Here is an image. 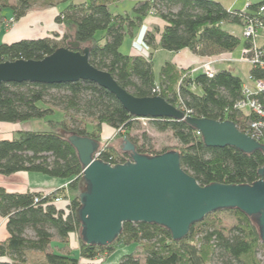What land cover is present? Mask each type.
Wrapping results in <instances>:
<instances>
[{
    "label": "trees",
    "instance_id": "1",
    "mask_svg": "<svg viewBox=\"0 0 264 264\" xmlns=\"http://www.w3.org/2000/svg\"><path fill=\"white\" fill-rule=\"evenodd\" d=\"M116 0H0V12L10 9L17 21L30 9L66 3L55 22L64 24L62 36L21 39L0 43V62L16 59L39 60L70 40L89 47V62L109 72L116 82L137 97L158 95L170 104L195 117L231 120L245 132V117L233 109L241 97L243 80L227 69H217L212 77L189 68H177L165 61L154 73V62L148 56L124 54L120 47L127 34L154 11L165 25L159 35V46L169 52L189 49L198 56H216L232 52L239 44L238 36L224 29L226 23L242 26L246 17L254 15L264 0L251 2L245 12L226 9L216 0H136L133 14H113L108 4ZM4 16L0 14V22ZM100 31L99 38L95 34ZM59 37V38H58ZM155 33L147 32L144 42L154 48ZM246 44V41L245 43ZM255 78L264 79V70L251 69ZM55 91V92H52ZM60 112L65 118L49 120V129L19 130L11 138L0 139V174L20 171L41 173L68 181L50 194L42 192H8L0 186V217L6 218L7 238L0 241V264H27L29 253H40L41 260L30 264H88L101 254H110L119 246L133 245L118 264H262L258 251H264L254 220L238 209L211 212L191 225L187 236L173 240L163 226L144 222H125L119 236L105 246L85 244L78 237V255L51 250L57 239L68 242L78 232V194L84 186L82 164L67 140L76 133L100 142L101 126L108 125L121 139L120 150L105 146L99 159L110 164L124 163L130 156L122 151L124 139L134 144L140 154L156 155L169 150H152L145 137L133 135L140 119L129 114L107 90L88 81L65 84L0 83V122L23 123L43 119ZM91 122L87 129L86 121ZM159 132L170 131L177 140L175 149L180 164L204 186L210 183L252 184L264 167L261 151L250 154L230 147H207L201 135L182 120L146 119ZM65 132L62 136L60 132ZM264 144V141L260 142ZM264 178V174H263ZM61 197L60 202H54ZM69 198V203L65 199ZM37 200L35 201V199ZM228 211L235 223L228 229L216 215ZM31 232L32 235H28Z\"/></svg>",
    "mask_w": 264,
    "mask_h": 264
},
{
    "label": "water",
    "instance_id": "2",
    "mask_svg": "<svg viewBox=\"0 0 264 264\" xmlns=\"http://www.w3.org/2000/svg\"><path fill=\"white\" fill-rule=\"evenodd\" d=\"M89 47L70 40L39 60L0 62V83L65 84L88 81L111 93L137 119L171 118L194 128L207 147H234L243 153L261 151V144L238 130L231 120H214L186 114L158 95L137 97L123 89L113 76L89 62ZM65 136V132H60ZM82 164L84 186L78 194V237L88 245L105 246L121 233L125 222L153 223L169 230L173 240L187 236L191 225L211 212L238 209L251 217L264 242V167L252 184L200 185L180 164V154L169 150L140 154L129 140L122 151L130 158L110 164L94 157L100 142L76 133L67 135ZM120 150V146L118 147Z\"/></svg>",
    "mask_w": 264,
    "mask_h": 264
},
{
    "label": "crops",
    "instance_id": "3",
    "mask_svg": "<svg viewBox=\"0 0 264 264\" xmlns=\"http://www.w3.org/2000/svg\"><path fill=\"white\" fill-rule=\"evenodd\" d=\"M73 3H82L86 0H70ZM123 1H128L132 4L131 13L127 12L123 7L119 12H112L111 7ZM219 1L226 9L241 10L243 8L245 0H216ZM136 0H116L108 4L110 11L113 14H133V8ZM67 5L66 3H58L54 6L46 8H33L30 9L23 17L15 21L10 27L5 28V21L12 18L10 9H3L0 14L4 16V19L0 22V43H11L21 39H37L43 37H52L57 34L62 36L66 31L64 24H58L55 22L56 15L62 11ZM238 5V6H237ZM165 23L156 15H146L141 24L133 29L131 34H127L124 40H129L128 51L126 54L148 56L151 54L154 62L156 55H168L170 59H161V65L165 61H170L177 68H196L203 57L198 56L189 49H182L178 52H169L160 48L159 35L162 31ZM147 32L155 33L154 48H149L144 42V36ZM58 37V38H59ZM124 43V41H123ZM122 43V44H123ZM122 46V45H121ZM160 70V69H159ZM32 121V120H29ZM29 121L23 123H5L0 122V139L11 138L16 131L19 130H35L29 126ZM38 128V127H36ZM39 130V129H36ZM113 128L108 125L101 126V137L108 138L111 136ZM68 181L65 179L49 177L41 173L20 171L10 175L0 174V186L5 188L8 192H42L49 193L53 190L63 187ZM66 192V191H65ZM69 195V191L66 192ZM75 233H71L68 238V242L61 244L57 239L56 245L58 252H78V236H74ZM8 233L6 230V218L0 217V241L7 238ZM134 249L133 245L119 246L112 253L103 256L102 261L98 264H118L121 257L128 253H131ZM95 259L83 260L88 264H94Z\"/></svg>",
    "mask_w": 264,
    "mask_h": 264
},
{
    "label": "built area",
    "instance_id": "4",
    "mask_svg": "<svg viewBox=\"0 0 264 264\" xmlns=\"http://www.w3.org/2000/svg\"><path fill=\"white\" fill-rule=\"evenodd\" d=\"M250 3L251 0H245L243 8L240 11L245 12ZM149 14L154 15V11H150ZM12 20L13 18L10 19V21ZM241 28L242 36L246 44L243 45L241 57L238 60L228 57L227 55L229 53L216 56H204L200 65L197 68L191 69L189 74L192 75L196 72H201L208 77H212L217 70V64L234 62L248 65L249 70H264V7H260L254 15L246 17ZM260 30H263V32L261 33ZM233 109L245 117L244 133L258 142L264 141V79L255 78L248 71L247 82H243L241 97L234 103ZM102 150L103 148L97 151L94 157L99 158ZM67 184L63 186L66 192ZM50 193L44 194L47 195ZM61 200V197L54 198V202H60ZM65 201L69 203V198L67 197ZM102 258V255L94 258V264H98L102 261Z\"/></svg>",
    "mask_w": 264,
    "mask_h": 264
},
{
    "label": "rangeland",
    "instance_id": "5",
    "mask_svg": "<svg viewBox=\"0 0 264 264\" xmlns=\"http://www.w3.org/2000/svg\"><path fill=\"white\" fill-rule=\"evenodd\" d=\"M254 1L256 2L257 0H251V2H254ZM123 7L125 8V10H127V12L131 13L132 4L129 3L128 1H123L121 3L116 4L115 6L111 7V11L119 12L120 10H122ZM10 19L5 21V25H4L5 28L10 27L15 22L14 19L12 21H10ZM223 27L225 30L238 36L240 39V42L236 46V48L227 55L230 58L238 60L241 57V50L245 43V39L242 36V28L240 25L229 24V23L224 24ZM260 31L261 33L263 32V30H260ZM101 35H102V32L98 31L95 34V37L99 38ZM128 45H129V40H124V43L120 47V51L126 54L128 51L127 49ZM166 57L167 59H170L171 56L168 57L167 55ZM166 57L165 55H159V54L156 55L155 60H154V73L156 77L158 75L160 65H161L160 60L161 59L164 60L166 59ZM216 68L217 69H227L231 71L233 74L239 76L244 82H247V74L250 68L246 64L238 63V62L217 64ZM52 92H55V91H52ZM63 118H65L63 114L56 111L53 115L47 116L43 119H32V121H29L30 122L29 126L32 127L31 129H35V130L36 129H39V130L49 129V125H48L49 120L57 121V120H62ZM86 124H87V129L90 130L91 122L87 120ZM116 133L117 131L114 130L110 137L104 138V139L101 137L100 138L101 148H104L105 146L108 145L112 147L114 146L115 148L118 149V147L121 146L120 144L121 139L116 136L117 135ZM143 133L145 134V137L149 141V144L152 150H156V151H160L162 149L171 150V149H175V147L178 146L177 140L173 137L170 131H164V132L156 131L151 127L150 124L147 123L146 119H140V123H138L136 129L132 131V134L138 136L140 140L144 138L142 136ZM216 217L221 219L222 226H224L225 229H228L230 226H232L235 223V217L228 211H221L216 215ZM28 235H32L31 232H28ZM74 236H78V232H75ZM56 242H57L56 240H53L50 249L54 251H59L57 247H55ZM71 255L77 256L78 253L77 251H74V252H71ZM28 256H29V263L27 264H30L31 263L30 261L41 260L42 258V255L40 253H29ZM256 256L262 262V264H264V251H258Z\"/></svg>",
    "mask_w": 264,
    "mask_h": 264
}]
</instances>
